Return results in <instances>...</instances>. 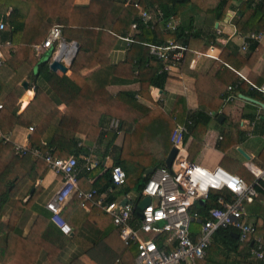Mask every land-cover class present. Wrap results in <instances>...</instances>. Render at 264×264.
<instances>
[{"label": "trees", "instance_id": "obj_1", "mask_svg": "<svg viewBox=\"0 0 264 264\" xmlns=\"http://www.w3.org/2000/svg\"><path fill=\"white\" fill-rule=\"evenodd\" d=\"M114 2L111 10L101 4L91 1L89 4H78L77 0H0V20L14 27L0 30V44L9 42L16 46L12 49L7 65L15 72L22 67L30 66L28 73L30 89L35 91L33 100L20 114L15 109L18 98L24 93V88L15 86L8 94L3 108L0 110V129L3 133L12 131L17 125L34 127L31 144L42 151H49L56 157L69 158L77 156L80 140L79 134L85 135L88 140L101 145L106 142L105 149L97 150L95 154L105 158L109 149L119 136V132L126 129L127 122L134 125L133 130L125 132L122 153L113 165L121 166L127 174L125 185L115 186L112 180L111 167L96 178L92 184L99 194L111 189L109 201L136 190L139 194L149 177L144 176L150 167L163 165L165 161L158 159L145 147V141L154 136L163 144V151H170L173 147L171 135L177 123L172 117H166L162 112L150 109L138 101L136 94H149L150 87L164 89L168 72H161V63L150 56L148 62L143 57L146 45H162L173 39L183 42L189 47L186 62L182 69L196 79L200 104L215 112L222 106V115L225 118L233 102H226L228 86L236 84L237 75L232 68L225 67L230 64L238 70L243 66L254 67L264 55V47L259 41L251 40L246 53H241L236 45L228 43L221 57L216 61L207 74L198 73V70L188 69L189 61L197 52H206L209 42L196 32H193V18L186 19V24L172 31L166 28V22L171 16L179 18L184 16L193 5L196 9L206 13L213 20H222L229 9L234 8L232 0H139L143 9L151 12L152 18L143 21L140 11L126 4V0H111ZM11 6L12 11L6 16V8ZM162 15H157V12ZM112 13L114 19L110 26H106L108 14ZM153 19V20H152ZM157 19V20H156ZM18 22L24 24L23 30L18 29ZM62 28V37L67 42H78L79 52L71 66V74H59L50 69L48 62H40L35 52L48 36L53 25ZM133 24L137 25L133 30ZM8 25V24H7ZM235 25L238 32L262 33L264 31V0L254 4L249 0L241 5ZM131 36L135 41L126 48V58L119 63H112V52L124 42L122 37ZM125 43V42H124ZM127 44V43H126ZM81 67L96 68L91 74L82 77L77 74ZM37 69V73L34 72ZM2 71H7L3 67ZM11 73V72H10ZM251 77L256 85L264 82V73L261 76ZM123 78V79H122ZM128 81H127V80ZM41 81H46L52 95L44 90ZM139 84L138 90L121 89L116 95L110 87L114 85ZM3 86L0 80V90ZM240 85H238V88ZM249 87L247 82L241 85L243 93L264 101L263 95L256 89ZM65 105L61 110L60 105ZM220 114H216L218 116ZM182 123L191 118L193 124L185 139L194 136L190 146L189 159L198 154L202 148V139L208 129L213 116L204 110L189 113L184 110ZM111 118L119 121L117 129H108L107 122ZM218 119V118H217ZM256 127L264 133V115H251ZM225 141H219V150L226 151L231 146L242 142L244 131L237 129H224ZM145 147V148H144ZM103 154V155H102ZM83 159V158H82ZM84 161V159H83ZM100 164L92 171L81 170L80 177L94 175ZM49 166L43 158L33 155L19 156L12 145L0 140V263L4 264L14 260L18 264H34L38 262L36 256L41 251L40 245L35 244V238L41 235L48 236L55 226L52 214L36 203L41 191L35 188L36 181L44 177ZM244 177L252 182L254 176L249 173ZM87 181V180H86ZM29 199L25 201V197ZM218 194L213 193L207 204H202L206 210L215 205ZM14 203L7 222L2 220V214L7 204ZM97 214L103 213L110 224L113 220L99 208L94 207ZM37 211V218L27 236L19 226L21 221L27 222L28 212ZM101 211V213H99ZM65 217V216H64ZM66 219V218H65ZM109 228L96 241L78 240L84 244V252L93 257L98 264H136L137 248L135 245L124 244L115 231V226ZM257 227V225H256ZM232 228H221L215 235L224 246V264H255L251 259L250 243H240L233 235ZM59 234L60 230H59ZM77 238V237H76ZM55 243V242H53ZM62 243V242H61ZM45 242H43V245ZM50 245L43 249L52 251ZM215 246V242L211 248ZM211 248L209 250H211ZM209 252V251H208ZM51 264H63L52 252ZM208 255V254H207ZM232 259V260H231ZM210 260H200L198 264H209ZM70 264H83L79 259Z\"/></svg>", "mask_w": 264, "mask_h": 264}, {"label": "built area", "instance_id": "obj_2", "mask_svg": "<svg viewBox=\"0 0 264 264\" xmlns=\"http://www.w3.org/2000/svg\"><path fill=\"white\" fill-rule=\"evenodd\" d=\"M126 4L137 8L143 21L152 18L151 12L143 9L139 0H126ZM157 15L162 14L159 11ZM179 26L174 16L166 22V28L172 31ZM6 27L7 24L3 20L0 21V30ZM136 28L137 25L133 24L134 31ZM261 36V33L250 32L244 37L242 50L246 52L250 41H260ZM122 40L128 46L135 41L130 35L122 37ZM63 43L62 28L55 24L46 40L37 48L40 53H44L45 50L57 53ZM148 46L150 56L161 63L160 71L168 73L186 62L189 51L186 44L173 39L166 44ZM214 50V46L211 45L208 51L197 52L189 61V69L196 71L201 57L219 60ZM3 60L4 52L0 48V66L4 63ZM225 65L231 68L228 64ZM237 74L241 81L248 82L251 88L264 96V82L262 85H256L242 73ZM241 81L238 85L242 83ZM238 85L228 87L226 102H234L238 98L236 93ZM2 108L3 103L0 102V110ZM191 124L192 120H189L177 125L173 131L171 140L178 153L171 167L156 166L140 194L137 193L135 196L127 194L113 201L108 200L111 189L99 194L95 188L84 190L79 186L81 170L92 171L100 164V158L93 149L83 157L84 165L80 167L78 160L73 156L59 158L38 147L12 142L10 135H0V140L13 143V149L19 156L29 154L43 158L51 170L62 176L61 187L46 206L51 211L52 221L65 235L72 233V227L63 216V207L75 194L82 207L96 205L112 218L121 240L126 245L136 246V264H198L200 260L206 258L215 241V235L221 228H232L236 231L240 243H250L253 262L264 264V238L257 236V228L248 220L247 210L249 203L254 202L260 195L264 196V168L248 164L254 179L247 182L240 175L222 166L208 168L191 161L183 147L184 137L189 133ZM118 127L119 121L113 120L108 129ZM29 130L33 132L34 127H29ZM111 169L114 185H125L127 182L125 170L119 165H112ZM213 193L218 194L215 198L216 204L205 210L202 204H207ZM145 197H150L151 202L142 210L140 203ZM125 199L128 202L123 204ZM194 224L198 226L197 230L193 228Z\"/></svg>", "mask_w": 264, "mask_h": 264}, {"label": "crops", "instance_id": "obj_3", "mask_svg": "<svg viewBox=\"0 0 264 264\" xmlns=\"http://www.w3.org/2000/svg\"><path fill=\"white\" fill-rule=\"evenodd\" d=\"M91 1L101 4L108 10H111L112 6L114 5V2L111 0H78L77 3L84 5V4H89ZM179 1L183 2L184 0H179ZM246 1L249 0H232L234 8L229 9L226 17L222 20H213L206 13L201 12L199 10H197L195 15H192L191 13H188L190 9L186 12L184 16H181L176 19L179 25L182 26L183 24L184 25L186 24V19L192 17L194 20L193 32H196L202 38L208 40L209 47L211 45L214 46L215 49L214 54L217 55L219 58L221 57V54L228 43L236 45L239 51L244 54L246 52L242 50L241 46L243 44L244 37L247 36L250 32L246 33L245 35L241 34L240 32H238L235 22L237 16L239 15L241 5ZM257 3L258 2L254 0V4ZM11 11H12L11 6H7L6 16H9L11 14ZM113 19H114V15L109 12L107 16V20L109 21V23L106 26L109 27ZM18 23H19V25L17 26L18 29L23 30L24 24L22 22H18ZM7 24L8 27H14L10 23ZM261 34L262 36L259 43L264 47V31ZM125 47L128 48L129 46L126 43L121 42L120 47L112 52L111 54L112 63H119L124 61V59L126 58ZM0 48H2L4 52V60H3L4 63L0 66V80L3 83V86L0 90V102L5 103L6 98L8 94L11 92V89L13 87L21 86L23 81H28L30 83V80L27 79V76H24L19 80H17V78L23 71H25V69H27L29 73L32 70V68L30 66H26V67H22L18 72H15L12 68H10L7 65V61L11 56V51H13L12 49H16V46L12 45L9 42H5L0 44ZM47 52H50V54L53 53L52 50H45L44 53H40L38 51L39 53L38 55L41 54L43 55ZM143 57H145L146 62L150 60V47L148 45L144 47ZM216 61L218 60H214L207 57H201L198 63V69H197L198 73L207 74L211 70V67ZM225 64L224 66L228 67ZM228 65L232 68V70L235 71L237 75V77L234 80L238 79L239 81H241L240 77L237 74V72H240L243 75H245L250 81L251 80L255 81L254 80L255 78L253 79L251 75L253 77H257V76L259 77L264 73V55L253 68L250 66H243L238 70H236L230 64ZM3 67H7L9 72L2 71ZM70 69L71 67L69 68V71L66 73L67 75H70L72 73ZM95 69L96 68L92 69L88 67H81L77 70V74L82 77H86L89 74H91ZM181 69L182 66L180 68H175L172 71H170V73L167 75V80L164 89H159L152 86L149 89V94L146 95H142L140 93L136 94V98L138 99V101L145 104L150 109L154 111L156 110L155 112L160 111L166 117H172L174 122L177 123V125L184 124L189 120H192L191 118H186V120L182 123V118H183L182 115L184 113V110L188 111L189 113L197 112L199 110H204L209 115L213 116V119L211 120L210 125L206 130V133L204 134V137L202 139L203 142L202 148L199 150L198 154L193 157V161L200 163L208 168L222 166L228 171L240 175L242 178L248 177L249 176L248 174L251 173L250 169L248 168V164H252L254 166L264 168V133L260 131L261 129L259 127H256L255 120L251 119V115H255V116L264 115V101H259L249 96L247 93L241 92L242 91L241 85L244 83V81H241L242 83L240 84V87L239 88L237 87L236 89L238 98L233 102L231 109L229 110V114L227 115L226 122L225 124H223L225 118L221 113L224 106H222V108H220L218 112H215L214 110L202 106L200 104L199 93L196 86V79L193 77L192 74L186 73ZM34 72L37 73V69H34ZM57 73L60 74V72ZM239 81H237V83L234 85H232L231 83L229 86L231 85L236 86L239 84ZM41 85L44 87V90L47 93H49L50 95L53 94L49 84L46 81H41ZM121 89H127L131 91L138 90L139 84H129L125 86L119 84L110 87V90L114 95H116V93ZM34 96H35V91L33 89H29V90L24 89V93L20 96V98H18V101L15 106L18 115H20L27 108L29 103L33 100ZM249 98L254 99L256 101H252ZM59 108L61 110H64L65 105L62 104L60 105ZM217 113L220 115L215 117ZM220 116L223 117L220 118ZM113 120L116 121L117 119L111 118L110 121L107 122L106 128H109L111 126ZM192 124H193V120H192ZM133 128L134 125L130 122H127L126 129L119 132L118 138L109 149L105 158H102L100 154L98 155L100 160H102L101 168L98 169L94 175L90 177L81 178L79 180L80 188L84 190H91L89 188L94 187L92 184L94 183L96 178L99 177L105 171H107L108 168H110L113 165L114 161L120 157L122 153V146L124 142L125 132L128 131L130 132L131 130H133ZM226 128L244 131V138L242 142H240L239 144L231 146L226 151H222L218 149L217 144L219 143V141H225V139H227V137L224 139L225 137L224 129ZM0 135H10L12 142L18 144H22L26 146L32 145L31 138L33 132H30L29 127L27 126L17 125L12 131L7 133H3L2 130L0 129ZM78 138L80 140L79 141L80 144L78 146L79 149L77 151L78 155L73 157H75L78 160V164L81 167L84 165V161L82 158L88 154V151L90 149H93L95 153L97 150L103 151L105 149L106 142H102L100 145L96 142L88 140L83 134H79ZM171 139H172V135H171ZM193 140H194L193 135L189 136L186 139L184 137L183 147L186 150V154L188 157L190 156V146ZM10 144L13 147V143ZM239 148L243 149V151H245L250 156V159H247L242 153H240ZM170 151L166 152V149H164L162 154L157 156L158 159L166 162V159ZM163 165L166 164L164 163ZM163 165H159V166H163ZM61 184H62V176L58 175L50 168L48 169V171L46 172L43 178L38 179L36 181L35 188L40 187L41 189V191L39 192L36 198V203L38 206L47 209L50 212V214L51 211L47 208L46 205L49 201L53 199L56 192L61 187ZM137 193H138L137 191L136 192L132 191L129 194L130 196H135ZM29 197L30 196L27 195L25 197V201H27ZM13 206L14 203H10L5 206L4 212L2 214V220L4 222L8 221ZM94 207L97 206L87 205L86 207H82L80 204V200L74 194L73 197L69 199L68 202L63 207V216H65L67 222L71 225L72 233L70 235H65L60 231L61 234H59L60 229L54 223L55 226L52 229L53 234H49L48 236L45 235L40 236L39 234V237L35 238V244L40 245L41 251L35 257L36 260L38 259V262L34 264H51L53 251L57 253L56 258L63 264H70L71 262L77 259H79L83 264H98L93 260L92 256L84 252V244H80L78 242V240L96 241L109 228L110 223L104 220L106 216L103 215V213H101V211L102 212L104 211L101 210L99 207H97L101 210L99 212L101 214H97L96 211H94L95 210ZM247 210H248V220L251 223H253L255 226L257 225L256 227L257 236L264 238V196L260 195L258 196V199H256L254 202L249 203L247 206ZM37 215H38L37 211H29L27 214L28 216L27 222L24 223V221H21L19 223V226L23 230V236H27L29 234L37 218ZM110 225L115 226L114 223ZM193 228L197 230L198 226L194 224ZM115 231L119 236L116 226H115ZM232 232L233 235L237 233L236 231H232ZM43 242H45L44 245ZM214 242H215V246L217 247L211 248V250H209L208 252L207 259L210 260L209 264H224L225 253H224L223 243L219 238H217V240ZM47 245H50V247H52L51 249L52 251H50L49 254L48 251L43 249V247ZM4 264H18V263L15 262L14 260H11Z\"/></svg>", "mask_w": 264, "mask_h": 264}, {"label": "water", "instance_id": "obj_4", "mask_svg": "<svg viewBox=\"0 0 264 264\" xmlns=\"http://www.w3.org/2000/svg\"><path fill=\"white\" fill-rule=\"evenodd\" d=\"M71 48L70 52L68 53L67 57L68 60L63 59V54L64 51L66 50V48ZM80 49V44L78 42H67L64 40V43L61 46V49L59 51H57V53H52L49 57H46L45 62L49 63V67L52 71L54 72H61L63 74L67 73L69 71V68L72 66L78 52ZM21 86L25 89V90H29L30 89V85L28 81H23ZM252 101H256L254 99L249 98ZM223 116H220V118H222ZM240 153H242L247 159H250V156L243 151V149L239 148ZM178 153V149L176 147H173L166 159L165 164L168 167H171L176 155ZM156 169V167H151L149 169L146 170L145 172V176L148 177L150 174H152L154 172V170ZM128 201L125 199L123 201V204H126ZM151 202L150 197H145L142 202L140 203V209H145ZM236 238H238V233L234 234Z\"/></svg>", "mask_w": 264, "mask_h": 264}, {"label": "rangeland", "instance_id": "obj_5", "mask_svg": "<svg viewBox=\"0 0 264 264\" xmlns=\"http://www.w3.org/2000/svg\"><path fill=\"white\" fill-rule=\"evenodd\" d=\"M78 1V0H77ZM189 6V8H190V10L188 11V13H191L192 15H195V13L197 12V10L198 9H196L193 5H188ZM58 25V24H57ZM63 40H65L64 38H63ZM35 52L37 53V55L39 54L38 53V51L35 49ZM51 54H50V52H47V53H45V54H41V55H38V60L40 61V62H45V59H46V57H49ZM60 74H61V72H60ZM28 75V70L27 69H25V71H23L20 75H19V77L17 78V80H19V79H21L22 77H24V76H27ZM215 133H217V132H215ZM145 147L149 150V151H151L152 153H155L157 156L158 155H161L162 154V152H163V143L161 142V141H159L156 137H154V136H150L146 141H145ZM144 147V148H145ZM134 192H136V190H133ZM108 220H110V218H108ZM107 220V221H108Z\"/></svg>", "mask_w": 264, "mask_h": 264}, {"label": "bare ground", "instance_id": "obj_6", "mask_svg": "<svg viewBox=\"0 0 264 264\" xmlns=\"http://www.w3.org/2000/svg\"><path fill=\"white\" fill-rule=\"evenodd\" d=\"M70 50H71V48H66V50L64 51V54H63V59H65V60H68V57H67V55H68V53L70 52Z\"/></svg>", "mask_w": 264, "mask_h": 264}]
</instances>
